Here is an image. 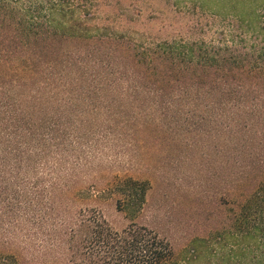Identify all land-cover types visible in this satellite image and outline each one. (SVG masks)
<instances>
[{"label": "trees", "instance_id": "obj_1", "mask_svg": "<svg viewBox=\"0 0 264 264\" xmlns=\"http://www.w3.org/2000/svg\"><path fill=\"white\" fill-rule=\"evenodd\" d=\"M121 1L0 0V226L26 217L46 264H175L128 172L195 135L220 159L235 264H264V0H165L193 15L167 37L122 26L142 10Z\"/></svg>", "mask_w": 264, "mask_h": 264}, {"label": "rangeland", "instance_id": "obj_2", "mask_svg": "<svg viewBox=\"0 0 264 264\" xmlns=\"http://www.w3.org/2000/svg\"><path fill=\"white\" fill-rule=\"evenodd\" d=\"M129 1L142 13L140 16L135 11L120 13L124 17L121 24L143 33L162 37L187 33L193 20L192 13L175 12L165 0H123L122 8ZM158 141L148 145L145 161L134 162L128 172L135 179L149 180L151 184L147 206L139 221L171 242L175 264H235L231 205L221 199L228 190L220 176V159L214 146L209 143L207 146L195 135L172 143ZM128 160H120V171L125 170L124 163ZM101 161L110 162L106 158ZM105 215L118 226L126 224L124 216L111 206L105 209ZM39 244L37 229L26 217L20 218L19 223L0 226V252L16 254L20 264H46L55 259L53 254L41 255Z\"/></svg>", "mask_w": 264, "mask_h": 264}]
</instances>
